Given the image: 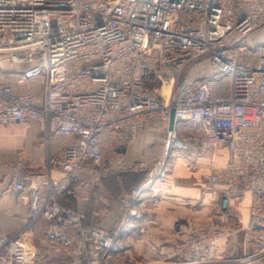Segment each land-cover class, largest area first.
<instances>
[{
  "label": "built area",
  "instance_id": "obj_1",
  "mask_svg": "<svg viewBox=\"0 0 264 264\" xmlns=\"http://www.w3.org/2000/svg\"><path fill=\"white\" fill-rule=\"evenodd\" d=\"M262 27L264 0H0V53L24 66L18 83L43 80L41 94L0 84V124L40 122L48 143L68 139L35 170L0 163L30 192L26 225L0 232V264H40L30 231L40 220L51 242H76L85 258L60 264H107L121 220L86 224L85 206L128 169L124 150L146 128L163 133L167 154L210 160L208 188L226 216L250 195L242 233L255 249L223 262L264 258V42L249 39ZM117 198L137 214L134 196ZM223 237L214 221H194L168 264H207Z\"/></svg>",
  "mask_w": 264,
  "mask_h": 264
},
{
  "label": "crops",
  "instance_id": "obj_2",
  "mask_svg": "<svg viewBox=\"0 0 264 264\" xmlns=\"http://www.w3.org/2000/svg\"><path fill=\"white\" fill-rule=\"evenodd\" d=\"M249 39L253 43L264 42V27L254 31ZM23 67L6 61L5 54L0 53V84L11 85L17 91L41 94V78H34L27 84L17 82L18 71ZM159 132L148 128L143 130L135 144L124 150L128 169L104 179L99 196L90 199L85 206L86 224L98 222L110 228L121 220L122 229L104 260L111 263L117 257L129 262L168 264L175 258L174 243L189 236L193 222L209 220L222 230L224 237L213 254L207 256L206 259L210 260L207 264H227L223 259L253 251L255 247L244 243L242 233V227L249 221L250 195L232 201L231 215L226 216L208 188L206 175L211 168L210 160L203 158L190 163L176 157L171 162L159 163L158 158L163 156L156 149ZM46 137V129L40 122L29 127L0 124V163L21 160L24 170L37 169L48 156L61 152L68 141L64 137H52L48 143ZM226 162L227 156L223 155L217 159V166ZM157 163L160 164L158 170L155 168ZM164 169H168L171 178L165 184L158 180ZM117 196H134L131 208H135L137 214L129 216L126 204ZM29 200V190H16L11 177L0 170L1 233L10 235L26 225ZM62 201L78 207L72 198L64 197ZM46 227L43 220L30 226L37 262L84 261L76 242L69 248H62L47 238ZM263 259L254 264H264Z\"/></svg>",
  "mask_w": 264,
  "mask_h": 264
},
{
  "label": "rangeland",
  "instance_id": "obj_3",
  "mask_svg": "<svg viewBox=\"0 0 264 264\" xmlns=\"http://www.w3.org/2000/svg\"><path fill=\"white\" fill-rule=\"evenodd\" d=\"M188 128V127H187ZM182 131H184V128L181 127L180 128ZM189 129V128H188ZM158 139L156 140V149L158 150V152L160 151V154L162 153L163 156H161L160 158H158V162L159 163H166V162H171L172 159L174 158H179L180 156H171L170 154H167L166 152V147H165V140L163 138V133L162 132H159V136L157 137ZM46 140H47V137H46ZM49 151V150H48ZM162 151V152H161ZM159 154V155H160ZM176 158V159H177ZM181 158V157H180ZM165 160V161H163ZM157 163L155 166L151 165L152 167H155L157 170L160 166V164ZM21 229V228H20ZM261 260V259H259ZM264 260V259H263ZM258 261V260H256ZM254 261V263L256 262ZM107 263V262H106ZM252 263V264H254ZM107 264H149V261H127L125 259H119V258H115L113 262L111 263H107Z\"/></svg>",
  "mask_w": 264,
  "mask_h": 264
},
{
  "label": "water",
  "instance_id": "obj_4",
  "mask_svg": "<svg viewBox=\"0 0 264 264\" xmlns=\"http://www.w3.org/2000/svg\"><path fill=\"white\" fill-rule=\"evenodd\" d=\"M173 120H174V111L172 112L171 123H173Z\"/></svg>",
  "mask_w": 264,
  "mask_h": 264
}]
</instances>
